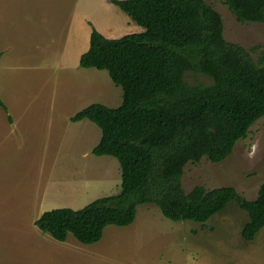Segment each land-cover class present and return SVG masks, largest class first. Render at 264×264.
<instances>
[{"label":"rangeland","instance_id":"1","mask_svg":"<svg viewBox=\"0 0 264 264\" xmlns=\"http://www.w3.org/2000/svg\"><path fill=\"white\" fill-rule=\"evenodd\" d=\"M205 1L221 14L225 39L257 60L252 49L264 48V25L238 22L226 0ZM12 6L13 0H0V48H13L0 66V95L9 109V115L0 109L5 117L0 118V264H264V229L246 243L241 232L249 217L236 203L205 224L173 222L155 205H142L133 225L108 227L94 245H82L72 235L63 244L41 233L35 223L44 213L78 211L121 192L118 160L93 154L102 137L99 127L71 121L89 100L70 101L73 90L89 89L93 81L110 97L109 108L122 105L123 92L106 71L95 78L81 68L62 67L65 12L61 25L51 26L13 17ZM185 78L193 86L212 84L201 74ZM263 184L264 118L226 161L189 164L182 179L186 193L197 186L232 187L248 201L257 199Z\"/></svg>","mask_w":264,"mask_h":264},{"label":"trees","instance_id":"2","mask_svg":"<svg viewBox=\"0 0 264 264\" xmlns=\"http://www.w3.org/2000/svg\"><path fill=\"white\" fill-rule=\"evenodd\" d=\"M111 3L144 33L112 40L94 29L80 67L106 71L122 89L123 103L116 109L91 105L71 121L99 127L102 137L93 154L118 160L121 192L78 211L46 212L35 225L59 243L72 235L94 245L108 227L133 225L142 205H155L173 222L205 224L236 203L249 217L242 239L253 242L264 229V184L257 199L248 201L232 187L197 186L186 193L182 179L189 164L226 161L264 118V48L252 49L259 53L254 60L229 43L221 14L205 0ZM226 5L238 22L264 25V0ZM187 73L207 76L212 84L193 86ZM0 108L9 115L1 96Z\"/></svg>","mask_w":264,"mask_h":264},{"label":"crops","instance_id":"3","mask_svg":"<svg viewBox=\"0 0 264 264\" xmlns=\"http://www.w3.org/2000/svg\"><path fill=\"white\" fill-rule=\"evenodd\" d=\"M111 1L112 0H76L74 4L70 5L69 0H30L29 4L25 3V0H13L12 12L13 17L18 16L21 19L28 18L35 24L40 20L42 24L51 26H60L64 20L65 12L67 45L62 54L60 64L66 70L76 71L81 68L80 61L82 56L90 49L91 36L94 29L106 38L112 40H118L125 36L133 35L130 34L129 31H134L133 33L135 34L144 33L143 28L140 26L141 29L136 27V23L131 17L124 13L118 6L112 4ZM6 13H10V8L8 11L6 9ZM18 21L20 22V20ZM1 47L3 48H0V53L3 54V57L0 61V66L8 55L13 56V48L11 47V44L2 45ZM83 70L86 74H91L95 78L102 77V73H100L102 71L95 69ZM89 85V89L83 87L76 91L73 90L74 93L72 94L73 99L70 101L71 104L76 102L85 103L86 100H89V102H87V105L89 106L94 104L106 105L111 101L110 97L102 95V85L96 86L95 81L91 82ZM84 107L75 110L74 114L76 113L75 115H77L79 112L86 109ZM0 118L2 122H4L5 117ZM9 118H11L12 121H10ZM8 124L11 126L14 125L13 117L8 116Z\"/></svg>","mask_w":264,"mask_h":264}]
</instances>
